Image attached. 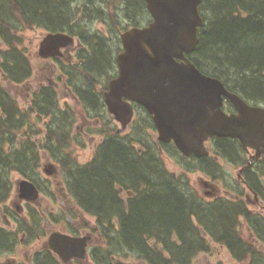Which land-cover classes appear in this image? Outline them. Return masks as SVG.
<instances>
[{"label": "trees", "instance_id": "obj_1", "mask_svg": "<svg viewBox=\"0 0 264 264\" xmlns=\"http://www.w3.org/2000/svg\"><path fill=\"white\" fill-rule=\"evenodd\" d=\"M78 1L0 0V41L3 45L0 47V76L7 84H18L30 78L32 65L21 48L23 37L20 35L28 26L81 34L86 51L77 68L75 65L66 67V74L72 86L78 87V95L81 97L85 94L87 100L89 98L87 103L80 101L81 108L88 111L89 107L93 108L92 104L98 108L102 102H94L96 95L92 89L97 86L103 72L115 67L111 47L117 49L118 34L124 27L118 25L116 18L113 21V16L107 14L109 12L93 9L94 4L87 0L80 5ZM99 1L109 3L108 0ZM118 1L122 5L121 11L129 17L130 24L140 25L149 19L144 0H113V9ZM199 12L204 24L198 29V42L189 59L199 70L220 79L228 90L237 93L246 102L264 105V0H201ZM79 13L85 18H95L100 23H113L117 28L114 38L110 35L106 39L102 33L85 37L81 33L83 19ZM83 21L86 24L87 19ZM106 40L112 44L107 46ZM75 79L81 80V83ZM45 87L43 91L35 93L28 109L24 111L0 85V204L7 199L11 189L8 170H18L19 174L28 177L27 170L38 167L39 151L44 148L50 152L60 169H67L71 186L78 191L84 207L97 211L102 234L105 239L108 238L106 243L111 245V251L130 248L131 255H141L144 251L149 253L150 250L143 249L151 245L149 239L152 238L155 242L152 245L172 247L164 257L160 251H151L155 253L152 254L154 260L168 263L192 256L205 245L204 238L192 226L190 217L193 213L207 229L217 232L213 237L215 240H223L231 245L232 240L236 239L224 236L230 233L233 224L225 217L221 206L210 202L202 208L198 207L192 196L182 188L181 181L168 174L160 149L177 154L181 159L172 143L147 144L151 141L139 140L137 146L141 150H138L132 141L106 139L86 164L79 165L66 159L70 140L64 139L63 135L68 133L66 127L71 128L75 112L66 106L62 108L56 92ZM227 106L230 107V104L227 103ZM32 112L36 114L35 121L46 117L50 121L48 135L39 142L30 137L32 133L36 134L34 123L30 120ZM143 121V126L154 128L149 115L144 114ZM19 133L22 135L17 136ZM220 141L224 142L223 145H213L209 149L220 150L223 156L226 150H237L236 140L218 138L217 142ZM12 156L14 160H11ZM198 165L203 166L200 163ZM114 184L130 186L137 192L136 197L129 202L128 212L123 210L122 202L116 197ZM112 213L117 215V231L110 237L114 225L110 226ZM3 242L0 231V245Z\"/></svg>", "mask_w": 264, "mask_h": 264}, {"label": "flooded vegetation", "instance_id": "obj_2", "mask_svg": "<svg viewBox=\"0 0 264 264\" xmlns=\"http://www.w3.org/2000/svg\"><path fill=\"white\" fill-rule=\"evenodd\" d=\"M87 1L88 3L95 2L93 9L98 8L97 11L105 12L106 8H110V3L113 0H108L109 3L99 0ZM84 2L86 1L79 0V5ZM81 17L85 20L83 14ZM86 19V24L83 20L81 23L83 26L81 33L85 34V37L92 34L89 31V25L93 20L95 21V18L91 17H86ZM90 19L92 20L89 21ZM47 33L66 34L72 37V42H65L66 44L59 49L57 55L43 59L44 67L40 70L46 72L47 75L36 76L32 72L29 79L32 80L36 76V84L26 90L39 93L46 88L44 83L47 81L51 84L47 86L48 89L54 90L58 99L59 90L64 89L74 99L76 105L81 106V100L87 103L89 98L87 100L84 93L81 97L78 95V87L72 86L66 74V67L79 66V61L83 59L86 49L81 38L82 35H73L63 30L48 31ZM112 70L110 73L113 77L115 68ZM107 90L108 84L106 83L101 86V91L94 87L92 90L96 95L94 102H100ZM227 103L224 100L223 109L228 113L233 112V106L230 104L228 107ZM88 105L91 104L88 103ZM91 107L94 111L100 108L104 109L105 113L109 114L105 101L100 102L98 108L94 104ZM73 124L74 120L71 121V128L66 127L68 133L63 135L64 139L68 141L84 139L91 135L89 134L91 130L95 131L93 126L84 120L82 124L84 128L77 126L76 132L72 134ZM49 128L50 121L47 120L44 123V139L48 135ZM98 134L100 139L95 145L94 152L106 139L123 140L117 133L106 135L98 130ZM218 138L236 140L237 150H226L224 152L226 157L221 155L220 150H210L204 155L185 156L181 154V159L186 162L184 170L194 172L193 169H198L206 177L198 179L200 186L204 188L202 197L188 192L185 190L186 187L184 191L192 196L191 198L200 208L213 202L215 206H221L224 209L225 217L233 224L229 230L230 233L224 235L236 238L232 240L231 245L226 241L215 240L213 237L217 235V232L207 229L206 225L193 213L190 217L192 226L196 227L199 235L204 238L205 245L192 256L181 261L176 260L178 262H159L154 260L155 257L152 254L155 253L151 251H160L162 252L161 256L164 257V254L167 255L168 250L172 247L152 244L143 249L150 250L149 253L144 251L141 255H131L130 248H123L119 251L112 249L111 251V246L103 247L102 245L104 236L97 211L84 207L78 196V191L71 186L69 172L67 169H59L56 165V169H41L44 174L43 178L37 173V171L40 172V169H28V177H19L33 184L36 191L26 188L27 185H22L20 179L12 182L6 201L0 204V231L4 237V242L0 245V264H224L220 259L221 248L228 251L234 264H264V154L254 158L255 151L253 149L245 148L239 140L227 137H213L206 141V145H223L224 142H217ZM158 147L160 149L159 145ZM160 151L163 153L162 149ZM48 162L52 161L47 158L44 166L49 164ZM198 163L203 166L200 167ZM226 165V169L229 166L237 169L236 179L231 182V185L223 180L224 175L220 180L216 178L217 173L211 174L217 172L216 169L224 170ZM12 172L19 174L15 169H12ZM168 174L172 175L169 172ZM173 178L175 179L174 176ZM114 186L116 197L122 202L123 210L128 212L129 202L136 197L137 192L130 186L124 187L117 184ZM116 217L115 213L111 214L110 226L113 225L114 220L117 222ZM112 233L114 234L115 230H112ZM64 237L68 239L65 240ZM59 240L60 242H58ZM212 243L220 247L212 246ZM126 254L131 257H125Z\"/></svg>", "mask_w": 264, "mask_h": 264}, {"label": "water", "instance_id": "obj_3", "mask_svg": "<svg viewBox=\"0 0 264 264\" xmlns=\"http://www.w3.org/2000/svg\"><path fill=\"white\" fill-rule=\"evenodd\" d=\"M145 1L151 22L120 34L123 50L116 56L118 75L104 94L108 110L125 127L133 113L129 101L142 105L152 115L157 138L172 140L183 155L207 154L204 143L214 136L237 138L243 147L255 150L254 158L264 154V107L248 104L186 57L203 25L200 0ZM65 42L71 43L72 37L48 33L39 42L38 55H57ZM223 96L235 112L221 108ZM44 169L55 167L50 163ZM21 184L35 190L26 180Z\"/></svg>", "mask_w": 264, "mask_h": 264}, {"label": "rangeland", "instance_id": "obj_4", "mask_svg": "<svg viewBox=\"0 0 264 264\" xmlns=\"http://www.w3.org/2000/svg\"><path fill=\"white\" fill-rule=\"evenodd\" d=\"M121 9H122V5L120 1L116 2L115 9H113V1H112L110 3V8L109 9L106 8L105 10L109 12L107 13L109 17L113 16L112 17L113 21H115V18L119 21L118 25L120 27L129 25L127 21L129 17H127V15L124 12H122ZM79 16H81V13H79ZM91 20L92 19H90L89 21ZM113 25L114 24L110 23V21H106V23H100L98 21L93 20L91 22V25H89V29H90L89 31L92 34L102 33V35L106 39H108L110 35L112 36V38H114L117 28ZM111 31H112V34H111ZM45 33L46 31L43 28H40L37 26H28L20 33V35L23 37V41H22L23 43L21 45V48H23L26 55H28L30 62L33 66V73H35L36 76H38L39 74L47 75L46 72H44L43 70H40V69H43L44 67V62H42L43 59L40 58L38 55H36V52L38 49V42L41 40L43 35H45ZM111 44H112L111 41L106 40L107 46H110ZM116 44L118 43L116 42ZM2 46L3 45L0 41V47ZM111 49L113 50V47H111ZM75 68H77L76 65H75ZM110 70L111 69H109V72H104L102 75H100L102 77L98 78L99 81L96 87L97 89H100V91H101V86L104 83L107 84V81L111 78ZM36 76H34L32 80L30 79L26 80L24 81V83L18 84L16 86L7 84L0 76V85L3 88H5L12 96H14L17 103L23 107L24 111H26L29 107V103H28L29 101L27 100L26 94L30 92L26 90V87L33 86L36 84V81H35ZM77 82L80 84L81 80H78ZM47 83L48 82L46 81L44 84H47ZM59 93H60L59 103L60 105H62V108L66 106L70 109H73V111L76 113L73 116L74 124L72 126L73 132L71 131L72 134L76 132L77 126L84 128V125H82L84 120L88 122L90 126H93V129L95 130V131L91 130L89 133L91 135L88 137H84V139L82 138L81 140L73 139V141L72 140L69 141L68 147L66 148V152L68 154L67 153L65 154L68 155V158L70 159L68 160L70 162L74 161L75 163L82 165L83 163H86L87 161L91 159L94 153L95 145L98 143L100 139L98 130L100 133H104L106 135H109L111 133L113 134V132H116L119 134V136H121V139H123L126 142L132 141L134 142L136 146L137 144H139V142H137L139 140L146 141L148 139V141H151L152 144L156 143L157 133L153 128L145 127V125L143 126L144 124L143 116L144 115L142 114L138 116V114L142 112L140 109H138L137 112H135V116L132 122L125 128V130L121 132H117V128L120 127L119 123L113 120L111 115L106 114L104 109L100 108L94 111V109L90 108L88 110L90 111L89 113L87 112V110H85L84 111L85 113H84L82 111L83 109L81 108V106L76 105L77 103H75L74 99L70 97L69 93H67L66 90L61 89L59 90ZM35 118H36V114L34 112L30 113V120L32 123H34L33 125L35 127V133H36V134L34 133L30 134V137L31 139H37L38 140L37 142H39L45 134L44 125H43L44 118L41 119L40 121H35ZM18 135H22V133H19ZM208 147L210 146L208 145ZM165 153L161 154V159L163 161L164 168L166 169V171L172 174L175 177V180L181 181L180 183L183 189L186 187L185 190H187L188 192H192L196 196L202 197V194H203L202 190L204 188L200 186L198 179L200 177L204 179L205 175L201 171L199 172L198 169H193L194 172H188L184 170L183 168L186 162H184L182 159L179 158V156H176L174 153L170 154L169 152H166V151ZM48 157L50 158V155L47 154L41 148L39 151L38 167H37V169H40V172L37 171V173L40 175L41 178L44 177V174L42 173L41 169L44 167V163L46 162V159ZM220 160L223 162V164H225L222 159ZM226 167L227 165L225 166L224 170L220 169V171L217 172L216 178L221 180V177L224 175L226 178L224 177L223 180L225 182L227 181L228 185H231V182L236 179L237 169H233L232 166L231 167L229 166L228 169H226ZM8 176H9V179L12 180L13 183L17 179L18 180L20 179L19 178L20 174L18 175L17 173L12 172L11 169L8 170ZM218 182L220 183V181ZM188 188H190V190H188ZM113 226L114 228H111V229L117 231L116 220H114ZM114 234L110 232V237L111 235H114ZM107 241H109L108 238L107 237L106 239L104 238V242L102 243L103 247L104 246L109 247V245H107L106 243ZM149 242L151 244L155 243L152 238L149 239ZM215 245L217 247H220L219 245L212 243V246H215ZM125 257H131V256H129V254H126ZM220 259L221 261L224 262V264H234V262L231 260L230 254L224 248H221Z\"/></svg>", "mask_w": 264, "mask_h": 264}, {"label": "bare ground", "instance_id": "obj_5", "mask_svg": "<svg viewBox=\"0 0 264 264\" xmlns=\"http://www.w3.org/2000/svg\"><path fill=\"white\" fill-rule=\"evenodd\" d=\"M130 1V0H129ZM93 3H95V2H93ZM134 3V2H133ZM91 4V3H90ZM95 5V4H94ZM71 6V5H70ZM91 6V5H90ZM87 7V6H86ZM98 7V6H97ZM73 10V9H72ZM79 11V10H78ZM124 11V10H123ZM126 12V11H125ZM13 13V12H12ZM18 14H19V12H18ZM11 15V14H10ZM20 16V15H19ZM93 16V15H92ZM86 19V18H85ZM75 20V19H74ZM74 25V24H73ZM52 26V25H51ZM81 26V25H80ZM68 27V26H67ZM90 30V29H89ZM85 32V31H84ZM85 35V34H84ZM89 36V35H88ZM98 37V36H97ZM110 38V37H109ZM99 40V39H98ZM89 41V40H88ZM96 44V43H95ZM107 47V46H106ZM108 48V47H107ZM85 69V68H84ZM84 87V86H83ZM93 90V89H92ZM45 96V95H44ZM89 96V95H88ZM48 97V96H47ZM49 98V97H48ZM43 99V98H42ZM50 99V98H49ZM47 108V107H46ZM50 111H51V109H50ZM53 112V111H52ZM55 115V114H54ZM57 116V115H56ZM55 116V117H56ZM7 135V134H6ZM4 138V137H3ZM5 139V138H4ZM61 139V138H60ZM62 140H64L63 138H62ZM119 142V141H118ZM120 143V142H119ZM120 145V144H119ZM126 145V144H125ZM117 146V145H116ZM129 146V145H128ZM123 148V147H122ZM130 148V147H129ZM124 150V149H123ZM26 151V150H25ZM29 151V150H28ZM29 153V152H28ZM14 155H15V153H14ZM24 155V154H23ZM26 155V154H25ZM28 156H29V154H28ZM13 158L11 159V160H14V156H12ZM17 157V156H16ZM30 157V156H29ZM66 159H69V158H66ZM65 159V160H66ZM10 159H9V161H11ZM17 160V159H16ZM70 160V159H69ZM64 161V160H63ZM12 162V161H11ZM158 162V161H157ZM13 163H14V161H13ZM66 163V162H65ZM64 163V164H65ZM66 166H67V163L65 164ZM19 166V165H18ZM2 167V166H1ZM68 168H69V166H68ZM6 170H7V168H6ZM5 170V171H6ZM73 170V169H72ZM75 171V170H74ZM3 174H4V172H3ZM73 173H71V175H72ZM2 176V175H1ZM144 176V175H143ZM2 179V178H1ZM143 182V181H142ZM133 183V182H132ZM135 183H137V182H135ZM124 185V184H123ZM126 185V184H125ZM147 185V184H146ZM114 186V185H113ZM115 187V186H114ZM1 196V195H0ZM215 236V235H214ZM225 236V235H224ZM226 238V237H225ZM225 240V239H224ZM223 241V240H222ZM240 242V241H239ZM240 244V243H239ZM233 247V246H232ZM231 247V248H232ZM237 247V246H236ZM234 248H235V246H234ZM235 250V249H234ZM233 250V251H234Z\"/></svg>", "mask_w": 264, "mask_h": 264}]
</instances>
